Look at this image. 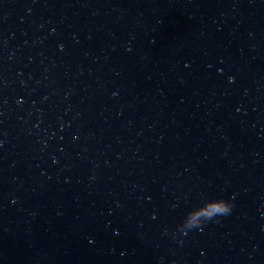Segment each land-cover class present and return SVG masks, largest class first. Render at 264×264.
<instances>
[{
    "label": "water",
    "instance_id": "water-1",
    "mask_svg": "<svg viewBox=\"0 0 264 264\" xmlns=\"http://www.w3.org/2000/svg\"><path fill=\"white\" fill-rule=\"evenodd\" d=\"M0 264H264V0H0Z\"/></svg>",
    "mask_w": 264,
    "mask_h": 264
},
{
    "label": "clouds",
    "instance_id": "clouds-1",
    "mask_svg": "<svg viewBox=\"0 0 264 264\" xmlns=\"http://www.w3.org/2000/svg\"><path fill=\"white\" fill-rule=\"evenodd\" d=\"M232 204L223 199L214 200L207 204L202 210L189 217V227H198L201 218L212 220L219 216L228 214L231 211Z\"/></svg>",
    "mask_w": 264,
    "mask_h": 264
}]
</instances>
